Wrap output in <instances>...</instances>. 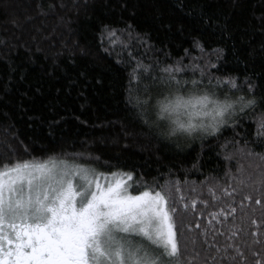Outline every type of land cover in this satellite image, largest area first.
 <instances>
[{"label": "snow or ice", "instance_id": "snow-or-ice-1", "mask_svg": "<svg viewBox=\"0 0 264 264\" xmlns=\"http://www.w3.org/2000/svg\"><path fill=\"white\" fill-rule=\"evenodd\" d=\"M233 2L239 6V0ZM180 7H184L182 2ZM198 16L201 25L211 28L209 36L218 32L224 40L233 39L235 29L227 22L203 8ZM250 21H255L251 27L264 37V0L259 15L253 14ZM161 27L173 32L171 21ZM125 31L145 48H155L148 33L133 37L130 24L124 29L102 25L101 37L107 33L108 42L115 45L111 38ZM183 33L184 25L177 23L174 34ZM224 40L210 50L217 64L224 59L226 48L219 46ZM241 44L247 46L235 49L233 44L238 63L247 66L258 57L264 64V40L255 46L242 34ZM191 45L205 51L201 36H192ZM123 49L131 65L125 89L127 122H122L125 137L146 132L178 150L191 149L197 141L203 146L209 138H223L220 148L233 146L228 159L236 160L235 171L230 168L225 173L223 185L215 180L210 198L201 201L217 211L208 213L206 224L188 220L196 199L186 203L175 195L179 188L173 189L168 181L150 184L134 170L101 173L58 154L43 160L16 159L0 164V264H264V79L247 71L217 76L208 70L210 60L193 63L202 57H192L186 65L190 49H184L185 56L170 64L160 58L144 64L132 54L130 43H124ZM81 52L88 55L86 49ZM75 83L69 81L68 87ZM0 92L8 94L7 82ZM233 92L241 95L233 100ZM219 95L224 99L216 98ZM245 120L255 128L243 146L237 147L240 141L236 138L248 136L247 130L236 132ZM165 121L166 126L161 127ZM129 125L140 128L129 130ZM229 130L230 138L224 136ZM181 137L184 143L178 142ZM133 185L143 190L133 192ZM248 189L259 192V197L244 195ZM237 194L242 196L239 205L235 203ZM245 200L260 208L245 207ZM196 215L202 218L204 212H194Z\"/></svg>", "mask_w": 264, "mask_h": 264}, {"label": "trees", "instance_id": "trees-1", "mask_svg": "<svg viewBox=\"0 0 264 264\" xmlns=\"http://www.w3.org/2000/svg\"><path fill=\"white\" fill-rule=\"evenodd\" d=\"M181 2L184 7H180ZM202 8L234 28L233 39L224 40L218 32L209 36L211 28L199 23ZM260 9L261 0H239V6L233 0H0V87L7 82L8 88L7 95L0 92V164L32 157L43 160L58 154L102 173L117 168L134 170L150 184L168 181L173 189L179 188L175 195L183 197L186 203L196 199L197 205L189 210L187 218L206 224L210 219L208 213L217 209L201 201L210 198L209 189L215 180L223 185L225 173L230 168L235 171L236 160L228 159L233 146L220 148L223 138H209L203 146L197 141L191 149L178 150L146 132L125 137L122 122H127L125 89L131 65L123 44L130 43L132 54L142 58L144 64L156 58L170 64L185 56L184 49H190L191 55L184 59L186 65L192 57H202L193 63L210 60L212 66L208 70L217 76L247 71L264 79V64L258 57L249 60L247 66L235 58V49L247 46L241 44L242 34L245 39H252L255 46L264 40L251 27L255 21H250L253 14L259 15ZM169 21L173 32L161 27ZM177 23L184 25L183 34H174ZM105 24L119 29L130 24L133 37L148 33L155 48H145L130 39L127 31L123 35L117 32L111 38L116 44H110L107 33L101 37ZM192 36L203 38V53L192 48ZM221 40L224 43L219 46L226 51L223 61L217 64L210 50ZM81 49H86L88 55ZM188 73L190 76L191 67ZM69 81L76 83L69 88ZM221 88L228 92L226 87ZM240 95L233 92L230 98L234 100ZM216 98L223 100L224 96ZM166 124L163 122L161 127ZM139 128L140 125H129V130ZM254 128L248 120L242 122L236 132L247 130L248 136H238L237 147L243 146ZM224 136L230 138L231 130ZM178 142L184 143L183 138ZM243 163L246 165L247 161ZM133 187L143 190L142 186ZM249 194L256 198L260 195L251 189L244 193ZM241 198L237 194V205ZM244 204L260 208L254 201L245 200ZM200 211L204 212L202 218L193 216ZM256 218L259 220V213Z\"/></svg>", "mask_w": 264, "mask_h": 264}, {"label": "rangeland", "instance_id": "rangeland-1", "mask_svg": "<svg viewBox=\"0 0 264 264\" xmlns=\"http://www.w3.org/2000/svg\"><path fill=\"white\" fill-rule=\"evenodd\" d=\"M100 172V171H99ZM102 173V172H101ZM103 181H104V177H101V182L103 183ZM133 192H135V191H137L136 189H134V187H132V189H131ZM140 191H142V190H140Z\"/></svg>", "mask_w": 264, "mask_h": 264}]
</instances>
